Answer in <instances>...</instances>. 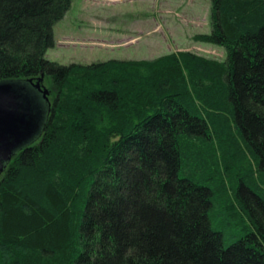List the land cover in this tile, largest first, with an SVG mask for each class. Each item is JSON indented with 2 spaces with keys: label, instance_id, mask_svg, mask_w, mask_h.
<instances>
[{
  "label": "trees",
  "instance_id": "obj_1",
  "mask_svg": "<svg viewBox=\"0 0 264 264\" xmlns=\"http://www.w3.org/2000/svg\"><path fill=\"white\" fill-rule=\"evenodd\" d=\"M71 3L0 0V82L53 87L0 176V264H264V0H210L192 40L223 61L60 65Z\"/></svg>",
  "mask_w": 264,
  "mask_h": 264
},
{
  "label": "rangeland",
  "instance_id": "obj_2",
  "mask_svg": "<svg viewBox=\"0 0 264 264\" xmlns=\"http://www.w3.org/2000/svg\"><path fill=\"white\" fill-rule=\"evenodd\" d=\"M112 1L108 4L110 0H102L103 5L93 10L99 22H93L83 11L85 1L72 0L69 11L53 27L55 46L45 58L60 65H88L108 60H151L189 51L217 61L225 59L224 48L192 40L194 35L210 32V0ZM123 35L125 46L106 45L119 44ZM63 38L70 42L61 41ZM41 85L48 91L50 102L52 85L45 77Z\"/></svg>",
  "mask_w": 264,
  "mask_h": 264
},
{
  "label": "water",
  "instance_id": "obj_3",
  "mask_svg": "<svg viewBox=\"0 0 264 264\" xmlns=\"http://www.w3.org/2000/svg\"><path fill=\"white\" fill-rule=\"evenodd\" d=\"M42 78L35 83L0 82V176L13 156L41 133L45 107H49L48 91L40 85Z\"/></svg>",
  "mask_w": 264,
  "mask_h": 264
},
{
  "label": "crops",
  "instance_id": "obj_4",
  "mask_svg": "<svg viewBox=\"0 0 264 264\" xmlns=\"http://www.w3.org/2000/svg\"><path fill=\"white\" fill-rule=\"evenodd\" d=\"M84 1H85V5H84L83 11L87 14V17L91 18V20L93 22H99L98 20H96V15L94 14L93 10L98 8V6H100V5H103V3H101L102 0H84ZM110 1H111V3H108V4H113L115 2V1H112V0H110ZM108 4H106V5H108ZM123 36H124V38L120 39V41H118L119 44H115V42H109V43H106V45L109 44L111 46H114V45H123V46H125V35H123ZM61 41L70 42V39L63 38ZM93 43H97V42H93ZM99 44H101V43H99ZM101 45L104 46L103 44H101Z\"/></svg>",
  "mask_w": 264,
  "mask_h": 264
}]
</instances>
